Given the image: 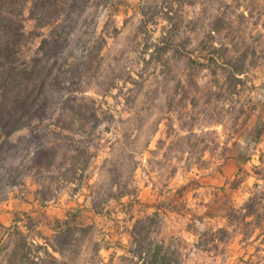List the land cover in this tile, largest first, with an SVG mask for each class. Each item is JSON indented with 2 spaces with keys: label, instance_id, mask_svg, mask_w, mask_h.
Instances as JSON below:
<instances>
[{
  "label": "rangeland",
  "instance_id": "rangeland-1",
  "mask_svg": "<svg viewBox=\"0 0 264 264\" xmlns=\"http://www.w3.org/2000/svg\"><path fill=\"white\" fill-rule=\"evenodd\" d=\"M23 16L29 40L16 64L30 67L50 27ZM65 23L61 91L84 97L74 107H95L97 119L72 124L64 111L49 170L31 162L29 128L10 135L19 157L0 160V264H147L130 254V230L154 211L143 249L163 244L177 264H264V0H87ZM71 156L75 176L60 177ZM10 170L34 177L9 184ZM119 180L135 199L111 198ZM56 209L72 232L56 235Z\"/></svg>",
  "mask_w": 264,
  "mask_h": 264
},
{
  "label": "trees",
  "instance_id": "trees-1",
  "mask_svg": "<svg viewBox=\"0 0 264 264\" xmlns=\"http://www.w3.org/2000/svg\"><path fill=\"white\" fill-rule=\"evenodd\" d=\"M86 1L0 0V160H2L3 165L7 162H13L14 159L16 160L19 157L16 152L17 144H11L9 137L22 128L30 129L27 149L33 145L36 150L32 157V164H39L41 167L46 166L49 170L55 163L57 152L52 147H46V144L48 142L51 143V140L55 142V140L61 138L62 131L60 129L69 128L66 125H62L64 113L66 111L71 112L74 120L71 122L72 124L74 122L85 124L92 118L97 119L98 110L95 107H92V112L88 116L81 113V107H74L73 103L77 100L84 101V97L77 98L71 92H62L60 87L62 83L60 80L61 66L54 69L56 61L68 41L69 30L65 21L71 19L75 7L79 3L84 4ZM29 3L30 5L28 6ZM26 9H28V17L34 21L36 29L50 27V30L47 35H42L43 39L40 45L42 54L33 58L30 67H21L16 64L18 54L29 40L25 31L23 16ZM62 18L63 20H61ZM52 59L53 62L50 64ZM205 62L207 67L217 63L213 55L206 57ZM245 72L246 63L243 61V69L236 68L234 73L240 75ZM56 107L61 109V115L56 119V123L52 124L53 128L46 131L41 126L42 122L45 119H52V111ZM94 126H97V124ZM70 142H72L71 139H69ZM70 146L73 150L78 151L77 148ZM38 152L40 154L47 153L39 156ZM41 158L42 160H40ZM70 159L73 167L67 169L60 177L67 178V174L71 178L75 176L77 172L75 163L78 162L79 158L78 156H71ZM260 162L263 164L262 157ZM6 175L8 180H10L9 184H16L25 176L34 177L31 170L24 173H14L10 170ZM257 175L264 180V174L257 173ZM114 185L115 191L111 195L112 199L116 201L128 199L131 201L136 198L137 190L134 184L127 185L124 181L119 180ZM257 198L256 194H254L245 204V217L256 214ZM47 200L49 199L46 197L42 198V201ZM91 208L96 214H107L105 208H102L96 202L92 203ZM157 215L158 211H154L152 214H146L143 219L136 220L130 230V236L133 238L137 249H131L129 252L133 258L141 260L142 263L147 261V264H177L176 257L172 256V252L169 249H164L163 244L156 243L152 247L153 244L150 243L148 245L149 248L143 249L142 247V239L140 240V237L143 234L148 237L151 230L147 224L149 226L156 224L154 216ZM71 221L64 220L62 225H58L56 227V235L72 232L73 224ZM218 232L225 234L224 229H218ZM50 247L55 252H60L55 246L50 245Z\"/></svg>",
  "mask_w": 264,
  "mask_h": 264
},
{
  "label": "crops",
  "instance_id": "crops-1",
  "mask_svg": "<svg viewBox=\"0 0 264 264\" xmlns=\"http://www.w3.org/2000/svg\"><path fill=\"white\" fill-rule=\"evenodd\" d=\"M58 211H60V210H59V209H56V210L54 211L55 214L58 213V215H56V218L59 219L60 222H63V219H65L66 217H64V218L62 219L61 214H60V212H58ZM90 211H91V210H90ZM95 217H97L96 214H95ZM61 220H62V221H61ZM54 230H55V229H54Z\"/></svg>",
  "mask_w": 264,
  "mask_h": 264
}]
</instances>
